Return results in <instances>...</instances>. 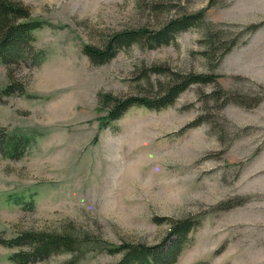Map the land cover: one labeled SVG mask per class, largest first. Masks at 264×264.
Returning a JSON list of instances; mask_svg holds the SVG:
<instances>
[{"label": "rangeland", "instance_id": "374dc122", "mask_svg": "<svg viewBox=\"0 0 264 264\" xmlns=\"http://www.w3.org/2000/svg\"><path fill=\"white\" fill-rule=\"evenodd\" d=\"M21 1L55 26L34 32L36 60L12 66L25 93L2 92L0 62V128L29 137L20 158L0 155V238L77 227L94 240L77 264H117L120 255L97 247L156 245L170 219L191 217L200 224L174 264H264V0ZM201 11L170 44L138 42L101 65L83 52L115 32L156 31ZM154 64L219 78L190 85L169 107L133 106L103 125L105 93L163 95L175 76H143ZM17 250L0 243V264H16Z\"/></svg>", "mask_w": 264, "mask_h": 264}, {"label": "trees", "instance_id": "16d2710c", "mask_svg": "<svg viewBox=\"0 0 264 264\" xmlns=\"http://www.w3.org/2000/svg\"><path fill=\"white\" fill-rule=\"evenodd\" d=\"M203 17L204 11L196 14H182L170 19L156 31L141 27L115 32L108 36L101 47L85 44L83 52L93 63L105 64L115 58L122 49L131 47L138 42L145 41L149 49L170 44L179 33L195 26ZM262 25L263 23L252 24L250 29L255 30ZM45 26L54 27L55 25L33 17L30 6L21 0H0V62L7 66L9 78L8 84L2 91L4 94L25 93V86L15 79L12 66H19L28 63L29 60L37 59L34 32ZM170 71V67L157 64L143 68V76L147 78H150L151 74L162 73H170L175 76L161 97H118L105 93L103 99L107 101L106 104L110 109L107 111L103 125L106 126L112 121L120 119L133 106H144L156 110L169 107L190 85L215 82L219 78L217 74H179ZM28 143L29 137L19 138L7 134L0 128V155L12 159L20 158ZM198 224H200V220L191 217L170 219L168 234L159 244L122 242L112 245L103 243L97 248L109 254L120 255L117 264H174L187 243L189 234ZM77 229V227L63 228L59 231L31 229L10 239L0 238V243L19 249L9 257L16 264H34L61 253L72 254V257L62 264H77L86 252L81 247L88 243L94 244L90 233Z\"/></svg>", "mask_w": 264, "mask_h": 264}]
</instances>
